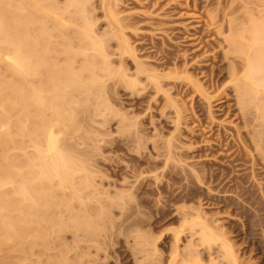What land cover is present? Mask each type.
<instances>
[{
	"label": "rangeland",
	"instance_id": "rangeland-1",
	"mask_svg": "<svg viewBox=\"0 0 264 264\" xmlns=\"http://www.w3.org/2000/svg\"><path fill=\"white\" fill-rule=\"evenodd\" d=\"M52 1L43 0L47 6ZM101 1L91 0L88 14L104 32L109 27ZM66 2L52 3L57 8ZM116 9L136 22L137 28L126 32L137 60L125 55L123 62L135 84L114 85L109 79L106 96L83 95L75 106L79 122L67 127L77 164L92 175L84 203L69 193L68 198L90 229L60 228L61 215L67 218L70 211L58 206L49 241H25L23 249L13 240L2 242L0 264H212L211 259L222 264L218 241L207 247L194 233V206L209 220L216 218L213 224L223 228L238 264H264V140L253 144L255 134L264 135V87L256 86L261 90L247 100L239 89L248 71L246 58L255 52L251 28L264 25V0H117ZM73 28L78 25L70 24ZM112 42L108 49L115 51ZM62 47L54 52L58 62L73 59L79 69L84 60L79 47ZM117 57L112 55L113 67L120 65ZM138 61L160 75V88L147 74L137 75ZM262 76L264 70L255 74ZM169 147L181 161L167 160ZM230 153L244 156L233 162L239 164L235 169ZM0 154H5L1 148ZM207 160L217 161L210 168L220 177L221 169L229 171L220 182L225 184L220 199L207 197L206 185L194 186L192 166ZM241 176L246 191L236 189Z\"/></svg>",
	"mask_w": 264,
	"mask_h": 264
},
{
	"label": "bare ground",
	"instance_id": "bare-ground-1",
	"mask_svg": "<svg viewBox=\"0 0 264 264\" xmlns=\"http://www.w3.org/2000/svg\"><path fill=\"white\" fill-rule=\"evenodd\" d=\"M52 2L47 6L43 0H36V4L26 0H0V69L4 68V72L0 71V148L5 151V154H0V245L13 240L16 248L25 241L31 244L40 239L48 240L49 232L56 225L54 213L59 207L70 211L67 218L61 215L58 224L60 228L73 226L90 229L87 217L80 211L73 212L72 202L68 198L69 193L77 197L80 203H84V191L90 192L92 175L85 164H77L75 151L70 149L72 141H68V135L72 134L67 127L77 126L76 122L79 120L75 118V106L83 95L89 98L92 94L99 96V93L104 92V96L109 79L114 85L121 81L135 84L134 79H127L130 75L123 65L127 59L125 55L137 60L135 47L126 32L128 27L133 30L137 28L132 14L119 15L117 0H102L100 5L109 28L99 32L93 17L88 14L91 0H67L64 6L59 5L57 8ZM70 24H77L78 28L71 30ZM251 31L255 52L254 56L248 55L246 58L248 71L244 74L243 85L239 87L245 100L248 96L256 97L261 85V88L264 87V76L255 77L257 72L264 70V25L253 26ZM53 38L59 42L58 46L63 44L64 51H72L76 45L79 47V53L84 58L79 69L72 65L76 60H70L73 63L66 61V64L60 60L58 62V57L54 55L58 46L53 43ZM111 40L118 47L115 51L108 49ZM237 46L240 50L244 49L241 42ZM75 53L78 52L74 51ZM116 53L120 65L113 67L115 59L113 60L112 55ZM136 69L137 75L147 74L155 82L157 89L160 88L159 74H151L149 68L140 61ZM234 69L237 68L234 66L232 70L235 71ZM164 76L170 77L167 74ZM258 85L260 87L257 88ZM179 120L178 113L177 122ZM260 135L262 134L259 132L258 137L254 135L256 142H252L253 144L264 140V135ZM249 137H252L251 141L254 140L253 136ZM218 142L222 144L221 138ZM12 149L17 151L11 153ZM177 155L180 156L171 147L168 148L167 160L170 157L177 158ZM227 156L232 155L230 153ZM242 156L234 155L231 163L243 159ZM214 162L217 161L207 160L199 166H192L196 179L194 186L195 183L203 188L206 185V196L220 199L223 195L219 193L225 187L220 182H224L223 179L229 172L227 169L239 164L226 166L227 171L221 169L223 176L220 177L218 172L215 173L210 168ZM172 171L174 173V169ZM255 174L253 172V178ZM234 178L230 176L228 180ZM214 180H218L216 185H212ZM245 182L246 179L242 177V182L236 183V189L248 190V186L243 185ZM261 188L264 190L263 186ZM53 205L56 207L52 208ZM201 208L194 206V219H190L194 221V233L199 234L201 243H207V247L218 241L222 248V264H238L232 244L224 237L223 228L215 226L219 225L216 222L213 224L216 218L209 220L210 217L204 216ZM177 236L179 233L175 235L176 238ZM211 262L215 264V260L211 259Z\"/></svg>",
	"mask_w": 264,
	"mask_h": 264
}]
</instances>
